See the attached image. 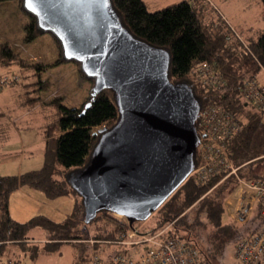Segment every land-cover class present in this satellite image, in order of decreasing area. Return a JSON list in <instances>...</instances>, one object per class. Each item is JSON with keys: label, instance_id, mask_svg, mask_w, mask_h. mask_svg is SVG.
Segmentation results:
<instances>
[{"label": "trees", "instance_id": "trees-1", "mask_svg": "<svg viewBox=\"0 0 264 264\" xmlns=\"http://www.w3.org/2000/svg\"><path fill=\"white\" fill-rule=\"evenodd\" d=\"M11 0H0L7 2ZM23 1V0H19ZM123 25L130 33L148 44L165 48L170 53L168 76L173 83H186L194 92L200 108L215 105L230 113L240 128L226 142V148L236 174L222 173L208 183L199 184L190 176L158 209L153 231L173 223L170 236L180 237L196 247L204 264H222L230 259V250L238 242L254 234L260 227L249 228L236 221L223 223L225 201L237 186L238 177L264 180V111H258L242 98L247 80L259 82L264 70V33L256 38H244L220 17L216 22L207 0H183L161 10L150 12L144 0H111ZM209 1V0H208ZM264 18V0H262ZM24 9V8H23ZM29 38L37 36V21L32 16ZM14 59L13 54L0 49V59ZM206 75L202 79V68ZM60 118L53 134L46 141L44 164L40 170L18 176L0 175V256L7 243H28L33 228L44 229L49 235L45 245L54 251L61 240H76L79 214L84 213L82 200L63 222L46 216H35L17 222L9 215L8 201L20 187L40 191L48 199L78 196L67 177L87 165L100 134L97 128L112 127L119 118L111 90L89 98L81 108H69L55 101ZM97 129V130H96ZM200 149L195 155L198 165ZM112 214L102 211L95 218ZM154 215V214H153ZM255 216L260 219L258 210ZM94 220V221H95ZM93 221V222H94ZM114 235V234H113ZM114 237V236H110ZM54 240V241H53ZM51 241V242H50Z\"/></svg>", "mask_w": 264, "mask_h": 264}, {"label": "water", "instance_id": "water-1", "mask_svg": "<svg viewBox=\"0 0 264 264\" xmlns=\"http://www.w3.org/2000/svg\"><path fill=\"white\" fill-rule=\"evenodd\" d=\"M23 8L93 80L92 99L114 93L117 122L98 130L87 165L67 177L84 222L102 211L130 225L148 220L197 166L200 105L193 89L170 80L169 51L134 37L111 0H23Z\"/></svg>", "mask_w": 264, "mask_h": 264}, {"label": "rangeland", "instance_id": "rangeland-1", "mask_svg": "<svg viewBox=\"0 0 264 264\" xmlns=\"http://www.w3.org/2000/svg\"><path fill=\"white\" fill-rule=\"evenodd\" d=\"M162 1L167 3L160 5L149 3L148 10L155 12L156 6L166 8L183 0ZM205 5L212 9L211 13H213L217 23L218 19L223 17L224 23L231 25L244 38H256L264 33L262 0H207ZM32 20V15L23 9V1L11 0L0 3V49L3 48L4 51L11 52L14 57L12 60L0 59V93L3 90L13 88V91H6V93L9 91L8 96L0 100V105L1 108L12 114L14 120L18 116L24 115L17 123L24 128V142L27 136L38 141L43 137V134H45L46 140H49L48 135L53 134L51 131H54L55 123L60 118V112L55 106V101L66 107L79 109L91 97L93 88V80L86 77L80 64L67 61L64 58L61 44L54 35L37 28L38 35L33 40H28L30 39L28 27L32 24ZM262 72L258 80L264 84V72ZM261 118L264 125L262 115ZM34 142L36 141L32 143ZM19 144L21 146L22 143L18 138H15L11 131L0 135V164L2 165L0 170L3 169L8 174L6 176H18L28 172V170L35 168L40 170L43 167L45 144L23 147L21 150ZM201 153L200 149V162L197 166L202 163ZM20 154L24 157L22 169L21 164H18ZM244 180L238 177L235 190L225 201L226 214L223 217V223L236 221L240 225L245 227L248 225L249 228H252L261 223V218L255 216L257 210H250V201L243 199L244 195L239 193L238 185ZM14 192L9 196V215V203ZM73 197L78 203L81 202L79 196L48 199L55 210L50 211L46 207H39L37 212L42 210V212H46V217L60 223L73 213ZM157 211L148 220L135 223V227L139 230H153L156 226ZM16 214L23 216L21 213ZM1 215H3L2 212H0ZM111 216L112 218L101 215L96 220L94 219V222L86 224L84 213H80L79 224L75 228L77 229L76 234L80 235L82 239L61 240L54 251H47L44 248L45 243L40 244L44 245L43 249L41 248L42 252L38 248L31 249L29 247H33V245L30 243L31 245L28 246L29 242L27 241L28 243L22 244L23 248L29 249L24 256L26 259L23 263L28 264L33 261L38 262V264H91V258L96 253L104 259L116 254H124L131 259L138 258L144 250L143 245L106 244V240H113L119 236L123 221H127L121 216L113 214ZM42 230L44 229L33 228L27 237L33 239L46 236V232H42ZM234 252L235 248H232L229 255L230 259L223 260L222 264H237ZM1 260L3 258L0 259V262ZM8 262L15 264L12 260Z\"/></svg>", "mask_w": 264, "mask_h": 264}, {"label": "built area", "instance_id": "built-area-1", "mask_svg": "<svg viewBox=\"0 0 264 264\" xmlns=\"http://www.w3.org/2000/svg\"><path fill=\"white\" fill-rule=\"evenodd\" d=\"M207 66L202 68V79H211L206 75ZM242 98L258 111H264V86L256 80H247L242 88ZM196 127L200 135L202 163L196 166L191 176L201 184L208 183L214 176L228 173L236 174L227 152L226 142L240 126L227 113L215 105L200 108ZM243 199L250 201L249 209L258 210L261 224L259 229L247 238L241 239L235 247L234 258L237 264H264V180L241 181L238 185ZM127 222V223H126ZM173 223L156 231L139 230L128 221H123L119 236L106 240L109 245H143L142 254L131 259L124 254L112 255L107 259L97 253L91 258V264H204L199 250L189 241L170 236ZM92 242V241H91ZM94 243V241L92 242Z\"/></svg>", "mask_w": 264, "mask_h": 264}, {"label": "crops", "instance_id": "crops-1", "mask_svg": "<svg viewBox=\"0 0 264 264\" xmlns=\"http://www.w3.org/2000/svg\"><path fill=\"white\" fill-rule=\"evenodd\" d=\"M144 1H145L147 6L149 3H153V4L155 3L156 5L167 3V2H164L162 0H144ZM156 7H157V8H155V9H157L156 11L161 10L163 8V6H156ZM259 83L264 86V84H262L261 81H259ZM12 89L9 88L7 90L13 91ZM7 90H5V91L3 90L0 93V100L5 99L8 96L7 93H9V91L6 93ZM0 109H1V111H0V120H1L0 135H3V133L9 132V131L13 132L15 138H18L19 141L22 143L21 146H20V144L18 145L20 150L23 147H31V146L38 145L40 143H43L46 145L47 140L45 138V134H43V137L40 138L38 141L33 140L32 137H30V136H27V138L24 142V138H23L24 137V128L21 127L20 125H17V123L20 121V118L23 117L24 115H20L16 118V120H14L15 118H12V114L5 111L4 108H1V105H0ZM2 120H5V121H2ZM33 141H36V142L32 143ZM19 156H20V159L18 160V164H21V169H22V164L24 163V157L21 154ZM38 164H39V162L37 163V165ZM0 166H2V165L0 164ZM0 169H1V167H0ZM36 169H38V168L28 170V172L35 171ZM28 172H25V173H28ZM22 174H20V175H22ZM0 175L6 176L8 174H6L4 172V170L2 169V170H0ZM49 200L46 197V195L44 193L42 194L40 191L31 189L28 187L27 188L22 187V188L18 189L16 192H14L13 195L11 196L10 203H9L10 216L13 220H15L17 222H22V223L24 221L26 222V221L30 220L31 218H33L35 216H40V215L46 216V214H45L46 212H42V210H41V212H37V211H38L39 207H46L47 210H50V211L55 210V207L53 205H51L52 203H49L50 202ZM73 202H74V205H73V207H74L73 210H74L78 201L73 197ZM16 213H21V215H23V216H20ZM65 219H63V221ZM34 229H40L41 230L42 228L37 227ZM32 230H30L29 233ZM42 232H46V231L42 230ZM42 232H40V234H42ZM29 233H28V235H29ZM27 241L29 242L28 246H30L31 244L33 245V247H29V248H31V249L38 248V249H40V252H42L44 245H40V244L45 243V245H46L49 241V237H48L47 232H46V236H42L39 238H33V239L28 237ZM5 247L6 248H5L4 253L0 256V259L3 258V260H1V262H0V264H11L10 262H8L9 260L14 261L15 264H24L23 261L26 259L24 256H25L27 250L29 251V249H25V248H23L22 245L17 244V243H7ZM44 248H45V246H44ZM28 264H38V262L30 261Z\"/></svg>", "mask_w": 264, "mask_h": 264}]
</instances>
